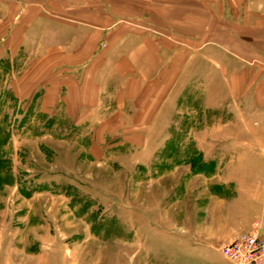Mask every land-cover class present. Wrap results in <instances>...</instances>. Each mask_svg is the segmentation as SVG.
<instances>
[{
  "label": "rangeland",
  "instance_id": "374dc122",
  "mask_svg": "<svg viewBox=\"0 0 264 264\" xmlns=\"http://www.w3.org/2000/svg\"><path fill=\"white\" fill-rule=\"evenodd\" d=\"M250 51L241 73L218 75L225 51L211 48L146 137L128 142L113 123L99 144L98 123L42 110L32 60L14 74L5 59L0 264H231L219 248L236 236L234 199L264 198V58Z\"/></svg>",
  "mask_w": 264,
  "mask_h": 264
},
{
  "label": "crops",
  "instance_id": "0c3cea01",
  "mask_svg": "<svg viewBox=\"0 0 264 264\" xmlns=\"http://www.w3.org/2000/svg\"><path fill=\"white\" fill-rule=\"evenodd\" d=\"M260 3L0 0V73L5 59L11 60L14 74L15 60H32L25 73L43 74L44 83L26 86L42 89L44 112L67 113L77 123H98L97 140L108 136L113 123L128 142L141 140L182 75L196 72V58L201 66L210 60L211 48L224 50L217 67H207L218 75L241 73L246 67L244 49L251 50V57L264 58V34L256 37L264 31ZM228 62L234 67L228 69ZM16 81L19 85V78ZM242 198L233 202L236 236L224 243L246 232L264 235V198Z\"/></svg>",
  "mask_w": 264,
  "mask_h": 264
},
{
  "label": "built area",
  "instance_id": "2783aa9c",
  "mask_svg": "<svg viewBox=\"0 0 264 264\" xmlns=\"http://www.w3.org/2000/svg\"><path fill=\"white\" fill-rule=\"evenodd\" d=\"M231 264H264V235L246 232L220 246Z\"/></svg>",
  "mask_w": 264,
  "mask_h": 264
}]
</instances>
